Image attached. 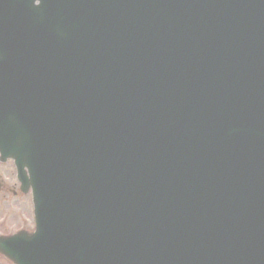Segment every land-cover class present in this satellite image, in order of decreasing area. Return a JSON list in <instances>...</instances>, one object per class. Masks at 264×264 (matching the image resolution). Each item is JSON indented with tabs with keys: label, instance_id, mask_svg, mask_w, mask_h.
Wrapping results in <instances>:
<instances>
[{
	"label": "water",
	"instance_id": "water-1",
	"mask_svg": "<svg viewBox=\"0 0 264 264\" xmlns=\"http://www.w3.org/2000/svg\"><path fill=\"white\" fill-rule=\"evenodd\" d=\"M31 2L0 13L31 35L0 40V155L35 231L0 254L264 264V0Z\"/></svg>",
	"mask_w": 264,
	"mask_h": 264
},
{
	"label": "rangeland",
	"instance_id": "rangeland-1",
	"mask_svg": "<svg viewBox=\"0 0 264 264\" xmlns=\"http://www.w3.org/2000/svg\"><path fill=\"white\" fill-rule=\"evenodd\" d=\"M11 179L2 181L4 185L11 183ZM4 194V193H0ZM29 195V194H27ZM8 204H4L0 198V236L7 237L18 232L25 231L33 232V212L30 195L26 198H11L8 197ZM6 201V196L4 197ZM11 207H10V205ZM0 264H10L5 258L0 255Z\"/></svg>",
	"mask_w": 264,
	"mask_h": 264
},
{
	"label": "flooded vegetation",
	"instance_id": "flooded-vegetation-1",
	"mask_svg": "<svg viewBox=\"0 0 264 264\" xmlns=\"http://www.w3.org/2000/svg\"><path fill=\"white\" fill-rule=\"evenodd\" d=\"M8 178H10L12 181L6 186L3 184L2 181H6ZM1 192L4 194H0V198L2 199L5 205L8 204L7 201L9 200L8 198L9 196H11L12 199L13 198L20 199V198H26V196L30 195L29 192L23 193L22 188L20 186V182L17 180L16 177V170L14 164L10 160L6 162L0 161V193ZM5 196H6V201L4 200Z\"/></svg>",
	"mask_w": 264,
	"mask_h": 264
}]
</instances>
